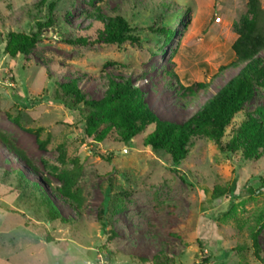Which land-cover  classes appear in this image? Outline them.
Segmentation results:
<instances>
[{"label": "rangeland", "instance_id": "374dc122", "mask_svg": "<svg viewBox=\"0 0 264 264\" xmlns=\"http://www.w3.org/2000/svg\"><path fill=\"white\" fill-rule=\"evenodd\" d=\"M40 3L0 0V264H152L154 257L166 264H260L252 234L264 195L251 190L264 179V156L247 161L198 139L177 167L180 177L168 156L143 146L152 126L127 145L115 135L96 143L83 134L87 110L56 99L57 84L76 81L88 99L99 100L107 76H120L143 92L160 120H185L238 72L218 69L233 60L234 24L246 14L247 0ZM66 10L71 15L64 20ZM98 14L124 18L139 42L93 43ZM165 28L175 32L168 45L159 32ZM9 32L40 36L26 55L11 60L4 52ZM78 37L90 42L70 44ZM259 109L264 88L235 116L222 144L245 113ZM38 140L47 141L45 148ZM48 166L72 175L77 203L62 196ZM15 172L36 183L69 222L50 220L30 190L19 187ZM110 229L117 236L107 245ZM258 241L264 249V229Z\"/></svg>", "mask_w": 264, "mask_h": 264}, {"label": "trees", "instance_id": "16d2710c", "mask_svg": "<svg viewBox=\"0 0 264 264\" xmlns=\"http://www.w3.org/2000/svg\"><path fill=\"white\" fill-rule=\"evenodd\" d=\"M46 1L41 0L40 5H44ZM46 9L48 23L51 24L55 3L46 4ZM70 15L69 10L64 11V20ZM95 18L96 30L93 43L122 45L139 42L135 35V28L121 16L98 14ZM37 26L40 28L47 24L38 22ZM234 30L236 39L231 45L233 60L220 67L218 71L221 73L228 69H236L238 72L181 122L160 120L145 104L143 92L128 78L120 76H107V88L99 100L88 99L81 93L76 81L57 84L56 99L68 108L79 107L87 110L83 134L87 140L91 139L96 143L115 135L119 142L127 145L152 126V130L143 138V146L150 148L156 155L168 156L172 163V170L180 177L182 174L177 167L188 157L193 142L198 139L215 142L224 152L240 153L244 160H258L264 156V110L245 113L241 122L232 129L229 143L223 145L222 139L235 116L243 111L244 106L253 99L258 89L264 88V11L260 0H247L246 14L241 17L239 23L234 24ZM159 32L166 45L170 44L175 37V32L171 29H160ZM39 36V32L30 35L9 32L6 34L4 52L11 60L24 56L38 43ZM69 42L86 45L90 41L86 37H78ZM197 87L205 89L206 84L198 83ZM13 121L22 127L17 119ZM27 131L34 132L32 129ZM38 143L43 148L47 145V141L38 140ZM48 167L50 173L61 185L59 191L62 196L68 203H77L76 197L70 190L73 182L72 175L56 169L55 166ZM15 174L19 187L26 191L30 190L39 200L40 205L46 209L50 220L60 219L63 222H69L58 213L46 195L38 192L36 183L25 181L19 172ZM233 188L232 186L230 193L233 192ZM251 192L264 195V179L261 180L259 189L251 190ZM21 218L25 219L23 215ZM24 226H29L28 221L24 222ZM263 229L264 213L261 214L257 229L252 234L253 256L260 264H264V249L258 241V235ZM115 236L117 233L110 229L107 245ZM45 240L50 242L48 236ZM107 247L103 249L107 250ZM106 254L108 258L112 255L108 250ZM208 260L203 259V262L207 263ZM139 261L147 262L143 259ZM160 261V257H154L152 264H166Z\"/></svg>", "mask_w": 264, "mask_h": 264}, {"label": "water", "instance_id": "95a60500", "mask_svg": "<svg viewBox=\"0 0 264 264\" xmlns=\"http://www.w3.org/2000/svg\"><path fill=\"white\" fill-rule=\"evenodd\" d=\"M107 259V258H106Z\"/></svg>", "mask_w": 264, "mask_h": 264}]
</instances>
